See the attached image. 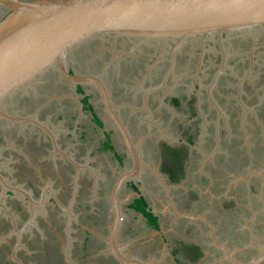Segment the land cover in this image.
<instances>
[{
    "label": "flooded vegetation",
    "instance_id": "1",
    "mask_svg": "<svg viewBox=\"0 0 264 264\" xmlns=\"http://www.w3.org/2000/svg\"><path fill=\"white\" fill-rule=\"evenodd\" d=\"M7 12L0 8V20ZM256 29L257 34L250 40L249 35L256 33ZM228 31L239 34L249 46L245 55L240 56L243 52L241 44L235 47L238 49L236 54L228 55L227 44H232L226 39L225 32ZM132 39L139 40L128 36L97 38L64 58L65 61L71 53L85 48L103 52L102 56L95 58L98 73L74 72L65 68L71 75L97 77L108 93L111 111L125 127L126 118L132 123L140 121L137 118L141 117L143 125L155 131L150 111L158 108L161 114L168 116L201 120L202 116L218 113L215 101H228L233 112L231 115H235V108L240 106L235 104L237 99H245L241 90L252 93L253 100L259 107H264L262 29L226 30L206 36H190L182 42L180 38L141 39L143 41L135 45L131 43ZM121 40L125 45L119 44ZM189 50L192 53L184 52ZM188 58L191 65L186 69L184 60ZM255 60L262 62V66L258 68ZM47 69L68 86L67 95H63L60 101L51 100L56 105V118L19 106L26 99L25 91L31 83L35 86L33 95H36L38 80H44L38 77L0 100V113L7 117L0 116V263L122 264L111 252L108 241L109 226L115 215L110 196L117 178L131 170L134 164L118 131L108 119L97 89L89 83L70 85L52 67ZM223 70L224 74L219 78ZM246 72L257 77L246 78ZM214 80L223 84V94H217L213 85L209 88ZM228 80L240 81V86L234 87L236 97H229L230 93L226 92L227 88H232L227 85ZM247 80H255L257 84H249ZM175 82L185 84L174 87ZM45 98L43 94L31 97V101L35 105ZM16 100L18 105L12 108L11 101ZM63 112L66 113L64 117ZM91 117L100 124V127L91 124V131L97 133V129L102 128V132L100 145L86 152L84 125L91 123ZM55 121L64 124L62 129H56ZM127 132L129 134L128 129ZM225 132L221 129L222 135ZM129 136L136 145L137 141ZM164 142L172 148L177 145L168 140L153 144V161L140 153L144 166L136 177L125 180L118 189L120 218L113 242L120 255L140 264H252L256 260V264H264L262 177L252 175L244 181L240 179L243 189L253 192L254 201L258 200L259 205L254 210L248 206L240 209L242 207L236 205L232 197L225 195L226 186H221L214 194L215 200L205 199V209L201 211L203 201L200 196L206 194L197 189L198 195L193 188L185 193L178 185L187 174L195 180L208 182L214 174L211 166L203 172H187L186 164L190 167L193 162L188 147L182 171L175 173L176 180L171 181L162 171L161 144ZM197 163L193 162V165ZM263 166L264 158L252 167L254 171L249 169L248 174L258 173ZM144 173L154 181L157 195L145 188L142 190L147 187ZM241 176L225 173L224 179L229 184L230 178L234 180ZM95 201H99V207ZM136 201L137 207H133ZM241 210H245L244 216L239 214ZM86 219H95L89 224L93 229L85 228L88 235L73 238L75 231L71 229L77 227L79 233L84 222L88 221ZM228 228H232L233 235L227 234ZM12 254L19 263L11 257Z\"/></svg>",
    "mask_w": 264,
    "mask_h": 264
},
{
    "label": "water",
    "instance_id": "2",
    "mask_svg": "<svg viewBox=\"0 0 264 264\" xmlns=\"http://www.w3.org/2000/svg\"><path fill=\"white\" fill-rule=\"evenodd\" d=\"M0 8L8 11L0 20V100L48 67L70 85L89 83L97 89L108 119L134 164L117 178L111 192L115 215L108 241L111 252L122 264H140L120 255L113 242L120 218L117 192L122 182L136 177L144 166L139 149L111 111L102 82L91 75L69 74L64 58L105 36L180 38L182 42L190 36L245 27H258L264 32V0H0ZM0 116L7 118L2 113ZM248 175L261 176L263 184L264 166L258 173ZM11 257L15 259L13 254Z\"/></svg>",
    "mask_w": 264,
    "mask_h": 264
},
{
    "label": "rangeland",
    "instance_id": "3",
    "mask_svg": "<svg viewBox=\"0 0 264 264\" xmlns=\"http://www.w3.org/2000/svg\"><path fill=\"white\" fill-rule=\"evenodd\" d=\"M256 33L250 34L249 38L252 40V37L257 34L258 29H256ZM226 39L228 42H232V44H227V50L228 55H234L238 51L237 48H235L238 45H242L241 48L243 49V52L240 54V56H243L247 53L248 47L247 44L244 42V39L240 37L238 34H234L231 31L225 32ZM139 40L132 39L131 43L137 45L138 43L142 42L141 38H138ZM251 43V41H250ZM120 45H125V41L121 40L119 41ZM207 44V42H206ZM235 44V45H234ZM99 50L96 49L95 51H90L88 48L78 50L76 53H71L68 56V59H66L65 66L72 69L74 72L80 71V72H95L98 73V64L95 61V58L98 56H102L103 52L98 53ZM184 52H190L184 51ZM208 56V55H207ZM257 55H255L256 57ZM189 57V56H188ZM181 61V60H179ZM185 61V68L187 69L188 65H191L190 58H188ZM257 67H261L262 62H258V60L255 62ZM51 69V68H50ZM221 69H219L220 71ZM245 71V70H244ZM242 71V74L243 72ZM258 73V72H257ZM224 74V70L221 74H219V78H222ZM246 78H252L251 76L257 77V75H254L252 72H246L245 73ZM102 76V75H101ZM241 76V75H240ZM40 79L44 80H38L39 84L37 85L38 90L36 91V95H33V91H35V86L31 83L30 86L25 91L26 99L23 100L20 103V108L24 110H32L34 109L36 113L38 111H41L42 116H50L53 115L56 118L57 110L54 111L55 104L52 99H55V101H60L63 97V95H67V89L68 86L65 83H62L59 81V79L56 77L55 73H53L52 70L47 69L45 72H43L41 75L38 76ZM201 78V75L199 76ZM240 78V77H239ZM245 78V79H246ZM49 79V80H48ZM104 80H107V77L103 78ZM227 79V76H226ZM46 84V82H48ZM255 80H247V82L254 83ZM261 81V80H260ZM200 82V80L198 81ZM231 82V83H230ZM240 81H229L227 82V85L230 84L232 88H227L226 92L230 93L229 97H236L237 92L235 91L234 87L240 86ZM34 83V82H33ZM183 83V82H182ZM173 83L174 86L184 85L185 83ZM257 84L256 82L254 83ZM213 85V90L217 94H223L222 92V83H220V80H214V83H212L209 88ZM260 85V84H258ZM174 86V87H175ZM264 86V82L262 81V85ZM201 87L204 90V86L201 85ZM189 89L190 87L187 86ZM234 88V89H233ZM241 88V87H240ZM208 89V88H207ZM205 89V90H207ZM238 89V88H237ZM179 90V89H178ZM176 90V93L178 92ZM189 92L188 90H185ZM243 91L245 99L242 101L240 99H237L235 104H239L240 106L238 108H235V115H231L233 113L230 111L229 103L228 101L226 103L215 101V105L218 109V113L214 116H202V119L199 120L196 118H190V117H178L179 115H176V117L168 116L165 114H161L159 108L154 109L150 111V119L156 126L155 131L151 127H146L143 125L141 121L142 118L138 117L140 121L136 122H130L128 118H126L125 124L129 131V134L133 137L135 141H137V147L139 148V151L141 153V156L146 157L149 160H155V155L152 154L151 146L153 144L157 143L158 141H171V144H177L174 147L183 145L188 146V137L192 136L191 145L189 147V153L191 154L192 160L195 163H197L200 160V163L198 162L196 166L193 165V162L191 166L189 167V164H186V170L187 172L195 173L197 171L203 172L207 168L211 166L212 172L214 174L211 176V179H208V182H202L201 180H195L193 176H190L187 174V177L178 185V188L180 191H185V193H188L190 188H193V192L200 195L199 192L206 195H201L200 198L203 201L201 211H204L205 209V199L210 198V200H215L214 194L217 193V189H219L221 186L223 188L226 186V192L225 195L228 196V198L232 197V199L235 201V204L242 207L240 209H244L243 206H248L251 208V210H254L253 208L259 205L258 200L256 199L254 201L252 194L253 192H249L247 190H244L242 187L243 183L242 181L246 180L248 175V170H253L252 167H254L261 159L264 158V107H259L258 103H256L252 98V93H248L247 90H241ZM199 92V91H198ZM236 92V94H234ZM52 94L51 96L49 95ZM191 93V92H190ZM45 95L46 98L43 101L38 102L34 105V102L31 101V97H38L40 95ZM189 94V93H188ZM210 94V91H209ZM12 98H15L16 96H12ZM30 101L31 103H29ZM32 105V107L29 106ZM11 107L13 108L14 105H18V101L16 100L11 101ZM34 105V106H33ZM226 109V111H225ZM240 110V111H237ZM60 111V109H59ZM237 111V112H236ZM65 112L61 113V115L64 117ZM147 118V117H146ZM90 119L87 117V120ZM184 122L182 123V121ZM186 120V121H185ZM56 122V121H55ZM58 122V121H57ZM56 122V129H62L61 126L64 124L60 121ZM96 125L97 127H100V124L97 120L94 121V119L91 117V123L87 122L84 125V130L87 132L86 138H85V148L86 152L88 150L95 149L96 146H99L100 141V133L102 132V128L99 130L97 127V133L95 131H91L92 125ZM91 126V127H90ZM95 129V130H96ZM221 129H224L226 132L224 135L221 134ZM81 131V129H80ZM79 134L76 135V137ZM180 141V143H179ZM83 144V141H78L79 144ZM108 146V145H106ZM108 148V147H107ZM118 148V147H117ZM121 150L120 148H118ZM196 149V150H194ZM242 151L239 153H236L237 151ZM195 151V152H194ZM217 152V153H215ZM234 152V153H232ZM224 155L225 157H223ZM202 157V159H200ZM208 162V163H207ZM46 167V165H44ZM44 168V167H43ZM48 171V170H47ZM227 173L229 176H235L237 174L242 175L241 178L235 177L234 180L230 178L231 182L227 184V181L224 179V174ZM58 174V173H56ZM209 175L208 173H206ZM245 174V175H244ZM223 177V178H222ZM210 178V176H209ZM144 182L147 184V187H142V190L145 188L153 193V195L158 194L157 187L153 185L154 181L150 178L146 177V173L143 174ZM240 179H243L242 181ZM239 184V185H238ZM241 186V187H240ZM254 187V186H253ZM176 188V187H175ZM176 188L177 190H179ZM257 188V187H256ZM200 190L199 192L197 191ZM263 193H264V187H262ZM261 189V191H262ZM232 191V192H231ZM230 192V193H229ZM229 193V195H228ZM157 199V197L155 196ZM260 199L264 203V196L260 194ZM122 202L124 199H120ZM97 203V206L99 207V201H95ZM228 203V202H227ZM213 204V202H212ZM248 204V205H247ZM264 206V205H263ZM95 207V206H93ZM137 207V206H136ZM215 207V205H212V208ZM76 212H79L77 210ZM239 213V212H238ZM241 216L245 214V210H241L239 213ZM77 217V216H76ZM87 222H84L82 225V230L78 233L79 230H77V227H73L71 230L75 231L73 233V238L75 236L76 239H81V237L88 235L85 228L89 229L91 231L89 224L94 223L95 219H86ZM97 222L99 221L96 220ZM78 223V222H77ZM132 223H135L133 221ZM60 229V228H58ZM227 234H232V228H228ZM231 230V233H230ZM124 241V239H122ZM4 250V249H3ZM77 250V249H76ZM78 251V250H77ZM1 261V258H0ZM1 264V263H0ZM33 264V263H32ZM34 264H36L34 262ZM41 264V263H40Z\"/></svg>",
    "mask_w": 264,
    "mask_h": 264
},
{
    "label": "trees",
    "instance_id": "4",
    "mask_svg": "<svg viewBox=\"0 0 264 264\" xmlns=\"http://www.w3.org/2000/svg\"><path fill=\"white\" fill-rule=\"evenodd\" d=\"M192 136L188 137V146L191 145ZM188 146L180 145L179 147H170L165 142L161 144L162 149V171L169 175L171 181L176 180V174L182 171L183 160L187 158ZM238 152H241L240 150ZM137 201L133 207L137 206Z\"/></svg>",
    "mask_w": 264,
    "mask_h": 264
},
{
    "label": "crops",
    "instance_id": "5",
    "mask_svg": "<svg viewBox=\"0 0 264 264\" xmlns=\"http://www.w3.org/2000/svg\"><path fill=\"white\" fill-rule=\"evenodd\" d=\"M221 69V68H220Z\"/></svg>",
    "mask_w": 264,
    "mask_h": 264
}]
</instances>
